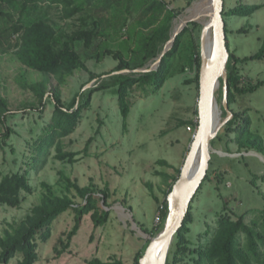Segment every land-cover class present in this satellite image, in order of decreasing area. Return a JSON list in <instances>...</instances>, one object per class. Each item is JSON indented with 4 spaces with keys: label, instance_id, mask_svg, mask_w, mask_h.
<instances>
[{
    "label": "rangeland",
    "instance_id": "obj_1",
    "mask_svg": "<svg viewBox=\"0 0 264 264\" xmlns=\"http://www.w3.org/2000/svg\"><path fill=\"white\" fill-rule=\"evenodd\" d=\"M165 1L180 13L173 20L168 37L153 44V56L145 66L136 69L118 67L120 60L116 55L124 54L130 59V49L135 44L130 38V26L124 25L123 4L105 3L103 11L88 8L71 18L63 17L62 5L40 7L23 16L26 23L45 19L65 34L78 30L96 33L90 46L84 41L75 43L87 69L76 70L62 83L55 75L30 69L18 60L19 36L12 32L20 14L10 4L0 5V94L8 102L7 125L13 129L7 143L0 144V174L27 171L33 187L32 193H24L18 207L0 206V233L12 230L31 214L46 193L44 182L57 195L68 194L77 204H83L74 188L67 190L63 174L82 187L92 184L98 208L110 210L107 223L99 226L92 213L84 215L77 234L70 240L68 233L76 224V213L68 210L54 222L51 237L45 242L38 240L39 257L35 264H89L95 258L136 264L137 254L143 256L151 238L162 230L156 232L161 222L157 220L159 208L174 178L180 175L198 129L196 47L199 45L202 63V20L211 19L207 13L181 25L188 31L172 60L164 87L153 91L149 84L134 85L128 90L130 111L125 119L118 97L119 76L138 77L148 72L141 69L157 68L160 55L170 46L175 25L197 0L190 5L187 0ZM238 4L263 5L248 17L224 16L230 51L243 59L257 54L264 44V0H224L225 12ZM3 13L7 15L2 17ZM129 20L128 24L132 19ZM194 22L198 25L194 26ZM150 32L149 29L145 33ZM238 67L241 88L259 87L238 94L231 110L251 119V130L264 146V56L241 61ZM39 82L46 85L43 103L39 93L30 87ZM54 94H60L65 108L77 109L87 98L90 106L83 109L77 129L61 138L63 152L73 153L74 161L68 157L60 159L54 147L46 162L37 163L33 169L32 158L37 156L33 142L52 121ZM218 101L223 109V86ZM222 128L212 143L209 178L191 203L193 219L185 233V250L176 253L175 238L166 264H205L197 260L201 250L213 240L222 217H243L246 224L264 229V152L241 147L234 133H226ZM4 131L0 124V135ZM21 259L22 255H18L7 264H19Z\"/></svg>",
    "mask_w": 264,
    "mask_h": 264
},
{
    "label": "trees",
    "instance_id": "obj_2",
    "mask_svg": "<svg viewBox=\"0 0 264 264\" xmlns=\"http://www.w3.org/2000/svg\"><path fill=\"white\" fill-rule=\"evenodd\" d=\"M192 1L187 0V3L190 5ZM110 2L123 4L126 12L124 25L130 26V38L135 43L134 47L130 49V59H126L124 54L118 53L116 55L120 60L119 69H136L145 66L155 53V48L151 49L152 45L162 42L165 37H168V33L172 28V22L180 13L179 10L170 8L165 0H0V5L4 3L10 4L20 14L18 22L13 26L12 32L13 35L19 36L18 50L16 51L18 60L30 69L47 75H55L62 83L67 77L72 76L76 70L87 69L75 48V43L77 41H84L86 46H90L96 37V33L90 30H78L72 34H65L58 31L52 23L45 19L26 23L22 17L29 15L32 11L39 10L40 7H52L54 5L60 7L62 5L63 17L71 18L88 8L98 7L103 11L104 7L107 6L102 5L105 3L109 5ZM262 8L263 5L261 4H238L228 12L224 10L223 18L228 14L248 17ZM134 12L135 14L133 15ZM5 15L7 14L3 13L2 17ZM129 19H132V21L128 24ZM155 23H157L156 26L151 28ZM193 24L194 26L198 25L196 22ZM149 29L151 30L150 34L145 33ZM225 30L227 33L226 21ZM187 31L183 30L176 36L173 46L164 54L155 70L140 73L138 77L124 74L119 76L118 97L125 119L128 117L130 111V104L127 100L128 90L136 84L140 86L149 84L153 86V91L163 88L171 73L172 60L177 56ZM227 46L230 51L228 41ZM196 49L198 73L195 80L199 85L201 66L199 45ZM263 56L264 44L257 54L248 58L241 59L230 51L227 65L228 103L230 108L236 101L238 94L252 92L259 87V85L251 88L240 87L238 64L244 60L262 59ZM30 87L39 93L40 100L43 103L47 94L46 85L39 82L31 84ZM104 87L106 86L101 88ZM51 98L52 104L55 107L53 118L43 133L39 135V138L33 142V146L37 152V156H33L32 158L31 168L33 169L38 166L37 163L43 165L46 162L48 154L54 147L59 151L60 159L68 157L70 161H74L73 153L63 152L61 138L69 136L77 129L83 109L90 106V98H87L84 103L74 110L63 106L60 94H54ZM9 111L7 100L0 94V124L5 127V131L0 135V144L4 145L13 132V129L7 125ZM223 112L226 115V111L224 110ZM251 123V119L245 116L244 113L234 112L233 117L225 124L222 131L234 133L236 141L241 147L247 149L253 148L264 152L262 142L251 130ZM161 163L168 164L166 161H161ZM62 177L68 182L67 190L71 191L74 188L77 195L83 198L84 203L77 204L73 197L68 194L63 196L57 195L52 187L44 182L43 186L46 188V193L41 202L32 209L31 214L17 226H14L12 230H5L4 234L0 233V264H7L18 255H22L19 264H35L39 257L38 240L42 242L47 241L52 235L54 222L70 209H73L76 213V224L68 233L69 240L77 234L79 224L84 215L92 213V218L98 226L107 223L110 210H100L98 208L95 196L96 191L93 185L82 187L72 182L64 174ZM177 178H174L172 184L175 183ZM208 178L209 172L205 180ZM262 179L264 180V177ZM172 186L166 193L163 208L161 209V222L157 226L156 232L163 228L168 213L167 196ZM25 192H33L27 171H13L7 174H0V206L18 207L24 198ZM104 196L106 197V193ZM192 219L193 216L191 210H189L182 228L177 232L175 237L176 253L185 250L183 247L187 243L185 233L188 231V224ZM243 237L246 240H243ZM262 247H264V229L257 230L256 227L246 224L243 217L238 220H232L231 217L226 216L220 218L218 221V227L213 240L206 246L205 250H201L199 260L197 261L205 264H264V251ZM141 257L142 254L139 252L135 257L136 264H139ZM89 264H120V262L102 261L99 258H95Z\"/></svg>",
    "mask_w": 264,
    "mask_h": 264
},
{
    "label": "water",
    "instance_id": "obj_3",
    "mask_svg": "<svg viewBox=\"0 0 264 264\" xmlns=\"http://www.w3.org/2000/svg\"><path fill=\"white\" fill-rule=\"evenodd\" d=\"M211 1L210 27L213 30L214 50L207 64L204 61V38L206 27L202 31V63L200 67L198 102V129L194 135L190 150L180 170V175L167 196L168 213L162 230L151 238L139 264H166L167 256L177 232L182 228L184 220L190 210L191 203L205 180L211 160L212 141L220 129L233 117L228 103V60L230 51L227 46V34L223 18L224 0ZM205 26V25H204ZM181 26L171 37L170 46L176 36L182 32ZM170 46L160 55L158 64ZM156 68L141 69L145 72ZM223 86L222 112L226 117L213 129L212 102L215 100V85ZM198 155L200 163L197 164Z\"/></svg>",
    "mask_w": 264,
    "mask_h": 264
},
{
    "label": "bare ground",
    "instance_id": "obj_4",
    "mask_svg": "<svg viewBox=\"0 0 264 264\" xmlns=\"http://www.w3.org/2000/svg\"><path fill=\"white\" fill-rule=\"evenodd\" d=\"M211 1L210 0H197L195 4L188 10V12L181 19L180 23H177L174 27L173 34L180 28V26L185 23L190 18H196L199 15H206L207 13L211 14ZM203 24L206 27V35L204 38V61L207 64L213 54L214 50V39H213V30L210 27V19L202 20ZM221 88V84L215 85V100L212 102V120H213V129L223 120V114L221 105L218 101V92ZM197 164L200 163V156L198 155Z\"/></svg>",
    "mask_w": 264,
    "mask_h": 264
},
{
    "label": "built area",
    "instance_id": "obj_5",
    "mask_svg": "<svg viewBox=\"0 0 264 264\" xmlns=\"http://www.w3.org/2000/svg\"><path fill=\"white\" fill-rule=\"evenodd\" d=\"M163 208V204L162 206L159 208V214H158V217H157V220L158 221H161V209Z\"/></svg>",
    "mask_w": 264,
    "mask_h": 264
}]
</instances>
